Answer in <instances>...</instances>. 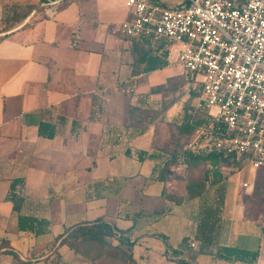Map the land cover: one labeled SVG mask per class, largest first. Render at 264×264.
<instances>
[{
    "label": "crops",
    "instance_id": "1",
    "mask_svg": "<svg viewBox=\"0 0 264 264\" xmlns=\"http://www.w3.org/2000/svg\"><path fill=\"white\" fill-rule=\"evenodd\" d=\"M81 1L64 0L52 17L43 7L0 40V264H75L79 259L90 264L56 238L98 218L127 232L137 264H176L170 250L188 236L183 253L193 264H245L218 258L219 245L258 249L255 264H264V233L238 201L232 178L219 242L198 251L192 237L200 199L187 197L185 166L171 165L165 181L150 178L181 120L184 91L190 88L185 76L153 82L152 75L167 70L170 59L164 68L132 75L130 39L119 30L129 9L117 0L106 6ZM159 1L174 7L182 3ZM2 5L0 0V17ZM170 80L178 82L173 93L178 99L165 117L123 138L135 95ZM191 103L196 106L197 98ZM42 123L54 127V137L39 134ZM127 148L157 157L140 161L126 154ZM13 180L23 183L17 191L23 199L19 213L9 200ZM18 215L47 221V230H20Z\"/></svg>",
    "mask_w": 264,
    "mask_h": 264
},
{
    "label": "built area",
    "instance_id": "2",
    "mask_svg": "<svg viewBox=\"0 0 264 264\" xmlns=\"http://www.w3.org/2000/svg\"><path fill=\"white\" fill-rule=\"evenodd\" d=\"M125 5L130 16L119 26L123 36L178 47L185 79L199 91L196 107L221 125L215 149L244 157L252 170L264 166V0H182L175 7L127 0ZM55 12L56 2L47 0L45 15ZM207 129H196L185 148L193 149ZM126 134L122 131L125 139Z\"/></svg>",
    "mask_w": 264,
    "mask_h": 264
},
{
    "label": "trees",
    "instance_id": "3",
    "mask_svg": "<svg viewBox=\"0 0 264 264\" xmlns=\"http://www.w3.org/2000/svg\"><path fill=\"white\" fill-rule=\"evenodd\" d=\"M52 1L57 2L59 0ZM149 1L164 5L159 0ZM46 2L47 0L39 2V4L43 3V5L38 11L43 9ZM28 14L29 12H16L11 17H4L2 5L0 20L3 23V28L0 32L8 31L19 25ZM3 38L1 36L0 40ZM129 39L133 56L132 75H145L168 66L170 48L172 47L171 42L165 40L153 41L151 38L144 36ZM177 83L170 80L165 85L151 88L148 93L135 95L134 104L129 108L130 125L125 128L128 133L126 134V139L129 140L134 135L141 134L148 125L165 117L168 108L178 99V97L173 95L178 89ZM190 92L194 94L192 100L198 98L199 91L197 89L189 88L188 93ZM154 95H159L160 97L154 98ZM182 110L181 120L175 124V132L170 140V147L163 151L165 158L161 164L153 167L150 178L155 182L165 181L167 170L171 165L183 164L185 166L187 197L200 199L198 219L192 237L198 243V251L200 252L218 244L222 233V212L227 186V179L223 175V169L226 167L241 168L245 166L246 160L244 157L226 156L212 145L219 136L221 126L213 115L204 109L196 108L190 102L189 105L187 102L186 104L183 103ZM200 128H208L209 130L207 129L203 132L195 147L193 149L182 147L183 138ZM39 134L43 137L52 138L54 137L55 129L50 124L42 123L39 126ZM205 141H207V144L202 146ZM125 153L136 157L140 161L146 157H157V155L153 156L131 148H127ZM263 167L261 166L254 170L255 175H257L254 188L252 184L248 187L250 191L253 190L254 196L259 195L264 186V179H259ZM22 184V180H13L10 187L9 200L13 204V211L17 213H19L23 203L22 197L17 192L18 187H22ZM17 223L20 230H30L36 234L45 232L48 226L47 221L20 215L17 217ZM259 226L264 233V223L259 224ZM126 233L103 218H98L90 222L71 226L66 229L64 234L58 236L56 241L60 240V245H66L71 250H74L75 253L82 255L80 246H85L89 243L105 244L111 239H115L119 244L130 247L132 244L125 236ZM190 240L189 236L184 237L178 249L170 250V255L175 257L174 261L176 264H193V259L189 256L184 257L183 253L184 250L189 249ZM9 253L13 252L9 251ZM165 255H167V250ZM258 255V249L248 250L234 246L219 245L216 251V256L220 259L245 264H255Z\"/></svg>",
    "mask_w": 264,
    "mask_h": 264
},
{
    "label": "rangeland",
    "instance_id": "4",
    "mask_svg": "<svg viewBox=\"0 0 264 264\" xmlns=\"http://www.w3.org/2000/svg\"><path fill=\"white\" fill-rule=\"evenodd\" d=\"M40 1L41 0H1L3 4L4 17H11L16 12H29V16L34 8L38 6ZM59 1L60 2L57 1L58 3H56L58 9L65 6V3H63L64 1ZM107 1L109 0H98L97 4L106 6ZM117 1L120 2L121 5H125V2L127 0ZM81 2H84V4L86 3L87 6H92V2L95 1L82 0ZM35 17L36 16L34 15L32 19H34ZM178 56V47L172 46L169 58L170 67L163 72L153 74L151 78L154 79V83L167 81L166 79L169 76L178 78L184 75L185 70L183 65L179 61ZM184 95H187L186 102L189 105V102H192V97L194 94L192 92L188 93V89H185ZM190 138L191 135H187L183 138L182 147H184V145L190 140ZM223 175L227 180L232 178V180L235 181L236 187H238V201L244 205L245 212H248L258 225L264 223V186L262 187V192L257 196H254L252 193L253 190L250 191V189L248 188V186H250L251 184L254 188L257 177V175H255V172L252 174V171L249 170L248 166H243L241 168L226 167L225 169H223ZM259 177V179L261 180L264 179V167L263 169H261V174ZM242 182L248 183V185L243 186ZM80 252L83 253L81 256L89 260L90 264H137L132 258L131 248L124 244H119L115 239L108 240V243L105 244L89 243L88 245L80 246ZM151 260H153V258H151ZM78 263L82 264L84 263V260L79 259L75 262V264Z\"/></svg>",
    "mask_w": 264,
    "mask_h": 264
},
{
    "label": "water",
    "instance_id": "5",
    "mask_svg": "<svg viewBox=\"0 0 264 264\" xmlns=\"http://www.w3.org/2000/svg\"><path fill=\"white\" fill-rule=\"evenodd\" d=\"M42 5H43V3L38 4V6H36V7L34 8V10L30 13V15L27 16V17L24 19V21H23L20 25L16 26L15 28H13V29H11V30L6 31V32H1V33H0V36H5V35H8V34H11L12 32H14V31L20 29L21 27H23L24 25H26L27 22L29 21V19H30L32 16H34V15L36 14V12L39 10V8H40Z\"/></svg>",
    "mask_w": 264,
    "mask_h": 264
}]
</instances>
